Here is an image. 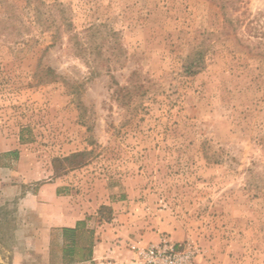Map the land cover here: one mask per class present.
<instances>
[{"label":"rangeland","instance_id":"rangeland-1","mask_svg":"<svg viewBox=\"0 0 264 264\" xmlns=\"http://www.w3.org/2000/svg\"><path fill=\"white\" fill-rule=\"evenodd\" d=\"M162 238L264 264V0H0V264Z\"/></svg>","mask_w":264,"mask_h":264},{"label":"trees","instance_id":"trees-1","mask_svg":"<svg viewBox=\"0 0 264 264\" xmlns=\"http://www.w3.org/2000/svg\"><path fill=\"white\" fill-rule=\"evenodd\" d=\"M201 55V51H196L195 56L197 57ZM201 57V56H200ZM202 61L198 59H193L190 62L191 72H197L202 68ZM49 71L53 72V70L50 68ZM24 130H21L20 133V141L21 143L29 142V140L24 135ZM5 156H12L13 158L17 159L19 158V151L18 150H11L4 153ZM86 152H76L69 156H66L64 158H56L54 160V167L55 171H60L59 166L57 165V162H66L68 168L78 167L83 165ZM100 210H107L108 212V218H111L112 215V208L107 205H102ZM85 224L83 220H78L76 225L74 227H63V236L65 239V246L63 249L64 252V258L67 263H75L77 261H88L93 258V250L95 241L91 236V241L83 246V248L80 251L78 250V240H77V234L79 233L80 228ZM91 235L93 234V231H90ZM93 239V240H92ZM79 258H77L78 254Z\"/></svg>","mask_w":264,"mask_h":264},{"label":"built area","instance_id":"built-area-1","mask_svg":"<svg viewBox=\"0 0 264 264\" xmlns=\"http://www.w3.org/2000/svg\"><path fill=\"white\" fill-rule=\"evenodd\" d=\"M144 264H195V252L190 246L162 238L137 250Z\"/></svg>","mask_w":264,"mask_h":264},{"label":"crops","instance_id":"crops-1","mask_svg":"<svg viewBox=\"0 0 264 264\" xmlns=\"http://www.w3.org/2000/svg\"><path fill=\"white\" fill-rule=\"evenodd\" d=\"M59 220V221H58ZM58 220L56 221V223L54 224L55 226H61V228L63 227H74L77 223L78 220H81V217H75L74 219H68V218H58ZM97 259V251L93 250V258L92 260H96ZM103 264V263H101ZM117 264H139V263H135V262H128V263H117Z\"/></svg>","mask_w":264,"mask_h":264}]
</instances>
